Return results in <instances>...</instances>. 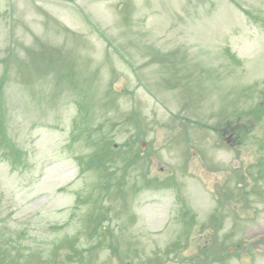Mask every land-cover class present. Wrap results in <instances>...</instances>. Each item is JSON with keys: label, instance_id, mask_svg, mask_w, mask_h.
<instances>
[{"label": "rangeland", "instance_id": "rangeland-1", "mask_svg": "<svg viewBox=\"0 0 264 264\" xmlns=\"http://www.w3.org/2000/svg\"><path fill=\"white\" fill-rule=\"evenodd\" d=\"M0 264H264V0H0Z\"/></svg>", "mask_w": 264, "mask_h": 264}, {"label": "trees", "instance_id": "trees-1", "mask_svg": "<svg viewBox=\"0 0 264 264\" xmlns=\"http://www.w3.org/2000/svg\"><path fill=\"white\" fill-rule=\"evenodd\" d=\"M98 227H99V231H100L101 229L104 230L103 225H102V223H100V222H98Z\"/></svg>", "mask_w": 264, "mask_h": 264}]
</instances>
